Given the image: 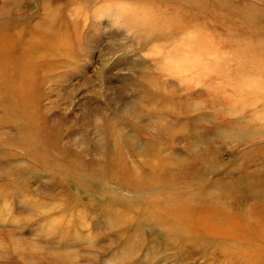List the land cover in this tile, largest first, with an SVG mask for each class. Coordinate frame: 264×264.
I'll use <instances>...</instances> for the list:
<instances>
[{
	"label": "rangeland",
	"instance_id": "374dc122",
	"mask_svg": "<svg viewBox=\"0 0 264 264\" xmlns=\"http://www.w3.org/2000/svg\"><path fill=\"white\" fill-rule=\"evenodd\" d=\"M251 3L264 9V2L249 0H0V241H7L0 264H27L12 258L21 250L9 245L13 238L30 242L36 263L58 264L47 252L74 237L90 240L77 247V262L60 264L232 263L191 250L197 236L185 239L149 224L137 229L138 250L123 234L131 223L108 228L102 219L108 206L138 219L147 213L138 195L166 199L196 181L138 193L101 181L103 171L93 170L119 148L144 167L153 162L148 148L166 146L165 153L154 150L195 158L196 174L206 170L198 179L205 186L228 174L225 192L239 188L231 197L238 215L231 228L244 223L240 211L264 189V56L258 59L264 18L250 23L235 8ZM23 76L30 82L17 97ZM158 116L167 127L162 135L154 130ZM251 158L256 162L242 170ZM250 177L255 188L246 185ZM78 208L88 229L74 214ZM240 245L249 249L241 252L245 264L260 263L256 252L264 242Z\"/></svg>",
	"mask_w": 264,
	"mask_h": 264
},
{
	"label": "bare ground",
	"instance_id": "6f19581e",
	"mask_svg": "<svg viewBox=\"0 0 264 264\" xmlns=\"http://www.w3.org/2000/svg\"><path fill=\"white\" fill-rule=\"evenodd\" d=\"M218 1L220 3H222L223 1L224 3L232 4V0H218ZM249 1L251 2L258 1L260 3L264 2V0H249ZM240 6H243V5L241 4ZM240 6L238 7L235 5V8L239 11V15H241L240 13H243V11L245 12V14L249 17L246 19V21H249L250 23H259L260 20L264 18V9H262L263 7L255 6L254 3H251L250 9L242 10L245 8H241ZM251 9H253L254 12L255 10L257 12L259 11V13H251ZM247 16L244 15V17H247ZM242 17H243V14H242ZM252 47L256 48L258 46L255 47L254 45H252ZM246 55L249 56L250 54L247 53ZM262 56H264V54L260 52L258 59H262L263 58ZM23 71L24 70H22V72ZM22 72H20V75ZM21 78L22 80H19V85L16 86L17 87L16 89L18 90L15 93V96L18 93L17 97L22 96V88L23 87L25 88V86L27 85L26 83L30 82L29 77L24 78L23 76ZM150 79H151V82H155L153 78H150ZM161 118L162 116H158L154 120V125H155L154 130L156 131L158 135H162V131L167 130L166 126L158 122V121H161ZM192 134L194 133L192 132ZM192 134L189 133L188 136L190 137V135ZM175 135L176 134L174 133L173 136ZM251 137L253 136H249L245 139L247 140V139H250ZM145 138L147 139L150 137H145ZM191 138L193 139V137ZM165 147L166 146H160V149H157V147L154 146V149H157L160 152L165 153ZM154 149L148 148V151H146V154L149 156L148 160L153 161V162L144 163V167L134 166L129 161L128 154H126L122 150V148H119L118 149L119 152H114L115 155L113 156V158L109 157V158H106V160L101 161V166H103L104 169H102V167L100 166L98 170H93V172L102 173L103 171L104 178L101 181L105 183L106 182L107 183L112 182L113 184L116 183L117 186H124V188L126 189L130 187L129 188L130 190L138 191V193L140 192V190L149 192V189L150 188L153 189L154 187L158 189L163 188V193H164L165 188H166L165 185L172 184L173 182H176L178 179H182V180H179L175 184V189H176V185L182 184V182H185L188 179L191 181H196L197 186H195V183L185 184L187 185L186 188L183 187L185 185H182L183 191L182 190H176V192L173 191L171 192V195L169 196V198H166V199L162 196L163 195L162 193L159 194L158 197H150V198H146L144 192L143 194L138 195L140 197H137L136 199L144 203V205L141 208L149 214V217H146L148 215L146 213L137 219V216H134V215L132 216L131 214L132 211L126 210L124 208L123 209L122 208H112L108 206L109 212L107 213V215H105V218H102L106 221L108 228L114 227V226L119 227V226L125 225L126 223H131L132 231H128L129 229H126L128 232H124L123 234L127 237H128V234H130L129 244L135 246L137 249L139 247L140 249L141 248V244L139 243L140 231H137L138 228H140L144 224L151 225L153 227L152 229H154L155 231L163 227L166 231H174L172 232L173 234L175 233L177 235L183 236L185 239L188 236H189L188 238L197 236L196 238L197 239L199 238V239L195 240V243L193 245L190 244L189 246L190 249L194 251L196 249L197 251H206V252L207 250H209V252L211 253L208 254L209 252H207L208 256L215 255V258H213V260L219 259L218 261H226V259H228L229 261L232 262L231 264H245L243 262V258H244L243 254L241 252L249 251V249L246 250L247 247L244 249L240 245V243H246L247 241L264 242V189L262 192H260V194L258 195L256 199H253L255 200L254 202L249 203L243 211H240L242 216L245 218L244 223L243 224L238 223V227H236L238 229L231 228L234 219L238 218V215L235 214L233 216V212L231 211V209L232 210L234 209L235 204H236V202L232 201L231 197L232 198L235 197V193L237 194L236 191L239 188L235 187L234 193L225 192V188L227 189L229 187V185H227L226 183L227 181H229L230 176L226 174L223 178H221V180L216 185L205 186L204 183L201 184L200 180L198 179H201L202 176L206 174V170L204 171L202 170L203 172L201 171L199 174H196L200 165L197 163L195 158L190 156V158L188 159H177V158L171 159L168 156L166 157V155L159 154L157 150H154ZM255 152L256 150H253L250 153L249 157H252ZM261 155H264V153L259 154V157L261 158L259 161V165L263 167L264 166V156L262 157ZM253 160L254 158H251L246 163L242 164V170L247 169L249 167V164L250 165L254 164L256 161L252 162ZM104 161H110V162L108 164L103 165ZM185 166H187V169H185ZM47 168H49V166ZM204 169H206V167H204ZM64 170L62 171L64 172ZM251 177L249 180H245L247 187L248 186L253 187L250 184L252 183ZM165 181L167 182L165 183ZM81 186L82 185H80V187ZM239 187L240 189L242 188V186H239ZM131 193L133 194V192ZM248 199L250 200L251 198L248 197ZM117 209H120V210H117ZM76 210H74V214L76 216H79V218L82 220L80 225H85V226L87 225V229H88L89 223L87 222V218L76 214L79 212L80 210L79 208ZM218 220L220 222H218ZM195 223L198 225H196ZM9 238L10 239L12 238L11 233H9ZM89 240H90L89 237L84 240L80 239V237L79 238L74 237L73 239L66 241L65 247L63 249L51 250V252H47V254L49 255V257H53L55 262H59L58 264H60V261H64V260L75 263L78 261V257H79L78 255H80L79 254L80 250H78L77 247L83 245L84 242L86 243ZM176 240L179 241L178 239ZM6 242L7 241L1 240L0 247L3 248L4 246L5 248ZM21 243H24L27 246L24 249H22L23 246H21ZM29 243L30 242L27 239L24 242H22L20 239L16 240V238L11 239V241L9 240V245L11 246L15 245L14 246L15 248H20L21 250L24 251L23 259L19 260L17 258H20V256H16L15 254H20V252L21 253L23 252L21 250L14 249L17 251V253H15L14 256L12 254L13 256L12 258L16 260L17 262L25 261L27 262V264H39V263H36L37 260L34 257V253H33V251L35 252L37 250L34 247H30ZM96 243L97 244L100 243L98 239H96ZM229 243L233 247H235V244L238 245V248L232 252L230 251L231 250L230 245H228L229 246V250H228L226 247H227V244ZM34 246L42 248L39 245H34ZM156 247L157 246H155L154 248V246H152L150 251H153V253H156L157 252ZM130 249H131L130 250L131 252L132 249H134V247ZM127 250L128 248H125L123 251L121 250L122 252L120 251V252L113 254L112 255V257H114L113 261H115L116 259L122 258L124 256L122 253ZM256 253H258L257 255L258 258H260V263L258 264H264V250L258 251ZM188 256H189V259H192L193 254L190 253ZM102 262H103V259H101L100 263L98 261V264H101ZM73 263H70V264H73ZM215 264H219V263H215Z\"/></svg>",
	"mask_w": 264,
	"mask_h": 264
}]
</instances>
